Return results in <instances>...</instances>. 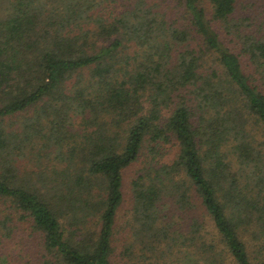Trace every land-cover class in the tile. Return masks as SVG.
I'll use <instances>...</instances> for the list:
<instances>
[{
  "label": "trees",
  "instance_id": "16d2710c",
  "mask_svg": "<svg viewBox=\"0 0 264 264\" xmlns=\"http://www.w3.org/2000/svg\"><path fill=\"white\" fill-rule=\"evenodd\" d=\"M119 1L92 18L91 0H0V244L18 216L57 264H117L122 172L146 142L175 138L177 157L132 181L124 264H150L162 244L179 264H264V32L234 22L237 0L112 11ZM37 106L43 137L30 118L21 132L6 123ZM26 147L34 169L20 167ZM191 189L217 239L181 235L189 250L161 211L171 197L192 206ZM89 217L95 228L74 226Z\"/></svg>",
  "mask_w": 264,
  "mask_h": 264
},
{
  "label": "rangeland",
  "instance_id": "374dc122",
  "mask_svg": "<svg viewBox=\"0 0 264 264\" xmlns=\"http://www.w3.org/2000/svg\"><path fill=\"white\" fill-rule=\"evenodd\" d=\"M120 3L109 8L114 10H119L121 6ZM91 3H95L94 6L90 9V13L92 18H99L103 14L108 15L106 12L107 2L106 0H91ZM244 17L247 18L244 21ZM234 22L243 20V29L246 28V25L250 27V31L254 33L264 32V0H237L236 11L233 15ZM84 22L87 25H94L92 22H87L84 19ZM242 23V22H241ZM246 23V25H245ZM249 31V30H248ZM211 64L206 65L204 72L210 71ZM66 84V83H65ZM70 86V82L68 83ZM6 99L4 97H0V104L4 102ZM37 108L41 110L43 115V109L37 106L36 108H29L27 111H23L17 113L16 115H12L7 120V124L13 126L16 132H19L20 125L22 126L23 121L30 118V123L32 132L38 130L39 136L43 137L45 132L48 131V128L45 125H42V129L34 128L33 121L34 115L37 114ZM167 113V112H166ZM168 114V113H167ZM49 118V117H48ZM44 117L43 120H49ZM197 123V120L195 121ZM40 127V125H39ZM123 128H127L124 126ZM122 128V129H123ZM22 131V130H21ZM20 131V132H21ZM48 135V132H47ZM50 140L52 136H49ZM49 140V141H50ZM72 139H70L71 142ZM26 145V144H24ZM27 146V145H26ZM179 145L175 141V138L165 143L164 140H160L158 144L148 143L146 142L141 150L139 157L128 167H126L123 172V201L121 206L118 208L115 219V228L117 229V237L119 240L113 243L115 247L116 257L113 258L114 262L117 264H124L126 259L131 256V252L126 251L124 253L125 243H127L128 238L132 236L131 227L129 225V221H131V207L133 201L132 194V181L136 179L139 175H147L148 171H152V167L158 166L159 164H167L171 163L178 155ZM29 148L26 147L22 150L19 159H21L20 163L22 168H26L28 170L34 169V164L37 163L35 160L32 161L30 157ZM75 162V161H74ZM81 165H83L81 163ZM187 194L190 198V203H193L192 206L187 204L186 202L180 204L174 201L175 197L167 198L168 205L165 206L161 211V215L164 217V221L169 226L167 227L169 236L178 241V246H181V249L188 248L191 250V247L194 246L195 241H185V244H181L182 238L180 237H195L198 235L204 236L206 240L217 239L215 236V228L212 222V219L209 217L207 212L203 209L200 201L194 197V192L191 189L187 190ZM8 203H5L3 200H0V218L10 211L8 209ZM70 217H73L70 215ZM93 217H89L88 220H83L84 222L75 223L74 226L80 225L83 229H90L89 226L95 228L96 225L94 223ZM14 221L16 227L13 230V233L10 236H4L1 240L0 244V257L3 258L4 262L1 264H57L58 262L55 260V257L52 253L46 250L44 243L42 241V236L40 233L35 231L29 222L18 220V216H14ZM196 224L198 228H200V232L197 234L188 233V229L192 228V225ZM1 227V226H0ZM3 231V228H0V233ZM214 238V239H213ZM205 240V241H206ZM167 244H162L161 250L158 249V257L153 256L150 259V264H179V255L169 254L166 251ZM164 249V255L162 253ZM177 249V248H176ZM135 250L140 252V248H135ZM160 250V251H159ZM157 252V251H155ZM156 255V253L154 254Z\"/></svg>",
  "mask_w": 264,
  "mask_h": 264
}]
</instances>
